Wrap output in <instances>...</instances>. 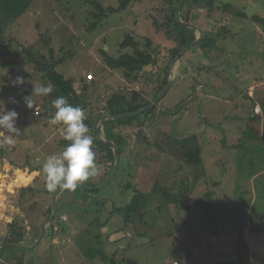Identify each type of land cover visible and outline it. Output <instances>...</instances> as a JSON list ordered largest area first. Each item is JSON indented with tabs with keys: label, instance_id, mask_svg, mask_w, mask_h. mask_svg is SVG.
<instances>
[{
	"label": "rangeland",
	"instance_id": "374dc122",
	"mask_svg": "<svg viewBox=\"0 0 264 264\" xmlns=\"http://www.w3.org/2000/svg\"><path fill=\"white\" fill-rule=\"evenodd\" d=\"M96 1L103 6L113 7H118L120 3V0ZM174 1L133 0L128 8L107 14L96 29L89 31L87 27L94 21V6L90 0H35L5 31V38L11 42V46L0 49V108L18 112L17 127L20 129L12 145H0V149L5 151L1 160H8L12 164L19 160L20 166L25 169L29 164L28 155L31 162L39 156L41 161L37 164L42 165L49 155L59 154L62 151L59 148L63 149L69 143L66 141L60 145L62 125L49 123L54 111L47 102L48 97H35L33 109H27L23 102V97L31 93L35 84L43 82L53 89L41 70L51 60V53L61 61L57 69L67 77L80 79L79 76L83 74H94L93 79L85 76L90 87L83 94L79 93L82 107L87 104L84 113H94L95 107L109 110V100L114 94L120 93L131 98L132 93L137 92L139 99L153 102L160 84L169 78V68L175 58L171 48L180 45L176 34L169 36L167 33L173 28L169 22V11ZM188 1L190 3L185 1L182 9L184 7L183 13H188L190 17L197 10L194 6L189 8L188 4H192V0ZM228 2L232 3L229 11L235 10L237 13L240 10L239 16L230 15L224 0L216 2L220 9L212 12V16H218L219 11L222 17L228 16L229 28L232 27L235 33L228 40L232 45L233 56L226 65L219 63L216 66L217 71L227 73L229 84L216 71L194 75L190 65L188 70L185 68L188 65L182 60L184 65H179L182 68H178L177 80L172 84L174 86L153 107L152 112L132 116L130 120L127 117L106 122L117 125V132L126 145L121 155L120 170L107 186L100 189V195L112 196L117 206L128 204L133 199L135 189L151 195L144 218L146 224L136 218L134 223L126 227L134 235L130 240L126 238L127 242L130 241V248L113 253L112 246L106 245L105 233L98 231V223L88 227V230L82 227L71 243H61L58 240L59 230L53 227V231L58 232L47 231L43 242L27 251L29 260L25 264H110L112 260L116 264H239V251L246 254L248 264H264V163L259 161L264 159V156L260 158L261 151H264V114L256 115L254 110L258 100L264 110V25L253 20V17L257 20L258 15L264 18V0ZM203 16L211 19L208 9ZM255 26L261 30L260 33L255 32ZM225 28L229 29L227 25ZM127 34L135 41L140 37L141 43L151 39L156 61L130 80L120 70L110 72L103 62V51L104 54L119 55L120 44ZM25 50L41 51L46 60L40 65L31 63L27 60ZM228 66L235 69L228 70ZM17 76L24 78L25 83L21 87L14 86ZM124 78L129 82L126 83ZM215 81L218 83L217 88L212 86ZM202 82L211 86L220 97L213 99L204 95ZM252 84L258 85L261 90L255 98H248L246 90ZM239 90L246 93L240 96ZM83 95L89 98H83ZM195 96H205L201 100L204 101L203 113H211V118L221 113L226 115L220 120L221 123L215 124L219 116L212 119L201 116L198 121L191 114V120L185 123L183 133H187L192 126L198 136V143L202 145V163L188 165L176 139L168 135L163 127H157V123L161 116L164 117L163 112L178 108L183 110L189 99ZM38 104L43 106L42 116L35 113ZM117 108L114 105L112 109ZM204 108L212 109V112ZM85 123L90 126L89 121ZM106 130L109 128L106 127ZM43 132L49 133L48 140L41 135ZM90 133L93 139L97 138ZM241 144L246 146L245 150L239 147ZM251 157H258V163L254 166H249ZM253 168L258 169L259 173L247 177ZM19 173L20 178L24 176L23 172ZM4 177L6 180L0 181V188L4 186V191H7L9 187L7 197L12 198L14 186L10 184L9 176L5 174ZM45 181L42 174L35 180V185L44 188ZM156 184L163 191L154 195L151 193ZM211 192L215 196L207 197ZM23 193L24 197L32 198V191L25 190ZM165 193L173 195V198L167 199ZM244 195L251 200L246 208L240 206ZM16 202L15 198H4V194L0 193V213L4 214ZM69 202L68 207L59 210L68 216L69 221L79 219L85 211L88 214L87 204H82L86 203L84 197L80 196L77 202ZM23 205L26 206L21 200L22 210ZM31 206L32 203L28 208L31 209ZM38 208L35 207L36 212ZM37 213L33 215L34 219H37ZM6 214L9 215V210H6ZM103 215L104 210L95 212L98 221ZM67 223H61V227ZM5 224L6 219L0 224V245L3 237L9 234ZM51 234L53 240H49ZM66 238L68 236H64ZM89 243L97 256L99 254L93 261L90 256H94V252L82 249Z\"/></svg>",
	"mask_w": 264,
	"mask_h": 264
},
{
	"label": "crops",
	"instance_id": "0c3cea01",
	"mask_svg": "<svg viewBox=\"0 0 264 264\" xmlns=\"http://www.w3.org/2000/svg\"><path fill=\"white\" fill-rule=\"evenodd\" d=\"M224 1H225L226 5H228V7H229L228 9L226 8V10L229 11V9L232 6L231 5L232 3H229V2L227 3V0H224ZM241 1H243V0H241ZM249 1H251V0H249ZM187 2L190 3V1H187ZM191 3L192 4H188V7L191 8L194 6L196 8L197 12L189 17L188 13H186L187 15L183 13L184 12V7H183L182 15L183 16L185 15L189 19V22L200 25L206 33V38L199 46H197L195 49H192L191 51H189L185 55V57L183 58V63L185 62L188 65V66L185 65V68L188 69V67L190 65L191 72H193L194 75H199V74L201 75L202 73H208L211 71H216L223 77V79L224 78L226 79V82H227L226 84H229V81H227V78H226L227 73L224 71L222 72L221 70L217 71V69H216L217 64L220 63V64L226 65L228 59H230L233 56L232 45L229 43L228 40H231L232 37L235 35V33L233 32L232 27H230L231 29L229 28V26H230L229 17L228 16L222 17L220 14L221 11L217 12V14H219L218 16L217 15L211 16V19L208 17H204L203 14L206 13V11H207V8L204 6L205 0H202L199 2L191 1ZM253 3L254 2H252V4ZM234 11L235 10L229 11L230 15L232 14V15H238L239 16L241 14L240 10H238L237 13H236V11L235 12ZM243 13H244V11H243ZM253 20L257 21L259 23H263V25H264V22H262V21H264V18L259 17V15H258V20H256L254 17H253ZM225 25L228 26L229 33L228 32L226 33L223 31V30H226V28L224 29ZM218 28H220V30ZM260 31L261 30L257 26H255V32L260 33ZM196 36H197V34L195 31V38H196ZM195 38H194V40H195ZM237 50H238V48H237ZM235 60H237V59H235ZM60 62H61L60 60L55 59L54 56L51 54V60L48 61V63L58 66ZM183 63H182V66L184 65ZM182 66L179 68L180 70H181ZM105 67L108 68V70L110 72L112 71V73L116 71V69H112V68L108 67L107 65H105ZM226 69L233 70L235 68L228 66V67H226ZM90 73H92V72H90ZM85 76H86L85 74L79 76L80 79L75 78V76H71V77L65 76V77L67 79L73 80L74 88L78 94L79 93L83 94L90 87L89 83H87L88 82L87 81L88 74L86 76L87 78ZM93 78H94V74H93V77L91 79H93ZM124 80L126 81V83L129 82L125 78H124ZM41 83H43V82H41ZM214 83L215 84L212 83V86L214 88H217L218 83L216 81ZM201 84H203V82ZM203 86H204V90H205L204 95L205 94L209 95L210 97H213V99L220 97L218 94H216L213 91L211 86L209 87L206 84L205 85L203 84ZM0 89H2V86L0 87ZM135 90H137V89H135ZM259 90H261V89L258 88V85L252 84L246 90V91H248V96H249L248 98H255L258 95ZM246 91L239 90L238 92H239V95L242 96L243 94L246 93ZM198 93H200V92L198 91ZM132 95H133V93H132ZM132 95H131V97H132ZM48 96L49 95H47L46 97H48ZM84 96L85 95H83V98H86V99L89 98V96H87V97H84ZM204 97L195 96V98L193 97V98L189 99L188 105L186 106L185 109L180 110L176 113L174 110V111H172L174 113L171 112V114L167 117L161 116V120H159V122L157 123V127H160V128L163 127L165 129V131L167 132V134L174 137L175 139H182L186 136L196 134L194 132L192 126H190L189 131L187 133H183V128H184L185 123H189V120H191V117H190L191 114L195 115V118L198 121H200L201 116L203 118H206V119L207 118L212 119V118L219 116L217 118V120L215 121V124L221 123L220 120L223 119V117H225L226 114L224 115L223 113H221L222 116L216 115V116L211 118V115H210L211 113L210 114L203 113L204 101H201V100H202V98L204 99ZM259 99L262 100L261 98H259ZM144 100H145V98H144ZM256 105H259L261 107V103L259 100L256 102ZM42 108H43V106L41 104H38L36 106V111L37 110L41 111L39 116L40 115L42 116V110H41ZM150 110H148V111H150ZM205 110H207L208 112H212V109L211 110L205 109ZM101 111H102V113H100ZM148 111H146V112H148ZM115 112H116V110H113L112 108H109V110L108 109L106 110L103 107L102 108L95 107L94 113H90L91 118H92L91 119L92 123H93V121H94V123H96V129H95V136L96 137H97V124H98L99 119L103 115H106V114H110V113L116 114ZM260 114H264V110L262 107H261L260 112H256V115H260ZM138 115H140V114H138ZM130 117H132V116H130ZM130 117L128 118L129 120H130ZM37 118H39V117L37 116ZM125 118H127V117H125ZM107 121H112V120L110 119ZM141 121H142V119H141ZM106 122L104 123V128H103L104 133L106 134V136L109 139L115 141L118 144V146L121 149L120 151H122L121 155H123L124 145H126V141L123 138H121L119 133L117 132L118 131L117 125L115 126L111 122L109 125L108 123L106 124ZM128 124L129 123H126V125H128ZM106 127L109 128V130H106ZM194 128H196V126ZM92 134L94 135V133H92ZM173 134H175V135H173ZM41 135L44 137L46 136L47 140L49 139V137H48L49 133L43 132V133H41ZM59 141H60V143H59L60 145L64 144L66 142L63 138H61ZM127 144H128V142H127ZM105 145H107V144L99 141L98 137L94 139L93 149L98 153L97 157L95 156V159H96V161H99L97 163L98 172H97L96 176L90 177L89 180L84 182L83 184H81V186H86V187H90V188L96 187V186L100 185L107 178L109 173L112 171L113 166H114V162L111 160L110 155L108 153V149ZM1 147H2V145H1ZM57 147H58V145H57ZM59 150H63V149L59 148ZM14 153L16 154V152H14ZM13 156H14V154H13ZM17 157H18V155H17ZM18 158H20V156ZM28 158H29V164H28V167H25L26 170L20 166L19 160L15 164H12L10 161H8V160L4 161V160H1L3 158H0V165L3 166L2 168H0V181L6 180L4 177V175L6 174L7 177L9 176V178H10L9 180H11V182H12L10 184H12L14 186V190L16 191V192L14 191L13 197L11 196L12 198H9V197H7V194L9 193L8 192L9 187H8L7 191H4V189H6V188L3 186L0 188V193L4 194V198H8V199H14L15 198V200L18 201V202H16V204H13L11 206L12 207L11 209H6V210H9L8 216L6 214V210L4 211L5 212L4 214L0 213V224L2 223L3 220L6 219L5 227H7V229H8V227H14L11 230L15 231L14 232L15 234L20 235L19 238L21 240L18 238L19 242H24V243L32 246L37 241V239L41 233L43 225L46 223V221L50 218V216L52 214L53 199H54L55 193L58 191L59 188L56 191H49L46 188V181L44 182V185H43L44 188H42V186H36L35 180L38 179L39 176H41L42 174H43V176H45V174L42 172V165L43 164L42 165L37 164L41 161V158L39 156H37L36 161H33V162H31V157L29 155H28ZM31 166H33V167L31 168ZM123 169H125V168H123ZM119 170H120V168H119ZM19 172H23V174H24V176H21V178H23V182L21 181ZM33 182H35V183H33ZM34 189H36V190H34ZM25 190L33 192L32 196H30L32 198L24 197L23 191H25ZM85 191L87 193L83 192V189H80L79 187H77L75 189V191L74 190H72V191L71 190H64L59 195V197L57 199L56 207H57V213H60V214H58L60 219L55 220L53 223H50L46 232L51 231L52 233H56L59 230L58 240H60L61 243H63V242L64 243L65 242L71 243L74 241L73 239L75 238V235L78 233V231L82 227H83V229L88 230L89 229L88 227H94V224L98 223V231L105 233L106 245L112 246L113 253H118V252L121 253L122 250H126L127 247L130 248V243H129L130 241L127 242L126 238H128L130 240L132 237H134V235L132 233H129V231L127 230L128 228L126 229V227H129L130 224L126 222L125 214H124V211L122 210V208L124 206L115 205V203L113 202L114 198L112 196L107 195L105 197H102L99 193L100 189H87ZM95 195H97L99 197H97ZM78 196L84 197V199H86V203L83 202L82 204H87L86 208L89 209V212L87 214L85 211V213L79 219H72L71 221H69L68 216L65 213L62 214L61 212H59V210L60 209L62 210L63 207H65V206L68 207L70 205V202H69L70 200L77 202L79 199ZM213 196H215V194ZM91 198H92V200H91ZM38 199L41 201H39ZM89 199L91 200L90 201L91 203L89 202ZM21 200H22V203L26 204V206L23 205L24 210H22L20 208ZM35 201L38 203L36 204ZM30 203H32V206L30 207L31 209L28 208L30 206ZM35 207L36 208L39 207L38 211H37L38 213L36 212ZM102 210H104L105 215H103V217H101L100 220L98 221V218L95 216V212H99ZM36 213H37V219H34L33 215H35ZM121 216L123 217V219H121ZM65 221L68 222L67 225L65 227H61V223L65 222ZM7 222H9V223H7ZM53 227L55 229L58 228V230L53 231V229H54ZM109 228H111L112 231H110ZM106 230H109V232L106 233ZM82 231L83 230H81V232ZM125 232H126V234H125ZM14 233H13V235H14ZM27 233H28V235H27ZM65 233H67V234L65 235ZM64 236L65 237L68 236V239L67 238L64 239ZM44 237H43V239H44ZM91 238H89L88 240L92 241ZM43 239L40 241V243L38 245H40L43 242ZM49 240H53L52 234H51V239H49ZM56 240H57V237H55L54 243L57 242ZM82 249H86L90 252L91 251L94 252V256H90L92 261L97 259V257H99V254L97 256L96 250L94 251V248H93L91 243L85 245ZM0 250H1L0 251L1 257L0 258L8 259L13 264H16V263L17 264H25V262L28 261L27 259H25V257L27 255H23V252H26L25 251L26 249H24L21 245H17L16 247L12 246V245H8V247H6V248H2V246H1ZM0 261H2V260L0 259Z\"/></svg>",
	"mask_w": 264,
	"mask_h": 264
},
{
	"label": "trees",
	"instance_id": "16d2710c",
	"mask_svg": "<svg viewBox=\"0 0 264 264\" xmlns=\"http://www.w3.org/2000/svg\"><path fill=\"white\" fill-rule=\"evenodd\" d=\"M34 0H0V49L1 47L8 48L11 46V42L7 41L5 38V31L9 29V27L12 25L13 22L17 21L31 6ZM133 0H120L118 7L113 6H103L96 0H90L92 5L94 6V10L92 12V16L94 18V21L91 22L90 26L87 27V30H94L98 27L100 21L109 13H116L121 10H124L128 8L130 3ZM179 0H175L174 4L171 5L170 11H169V22L173 24L172 30H168L167 33L169 36L171 34H176V40L180 43V45L174 47L171 49V53L173 57H175L182 49H184L187 45H189L195 38V31L193 29L186 28L182 26L178 20L176 19V9L178 5ZM188 0H186L187 2ZM192 1H201V0H192ZM218 0H205L204 6L208 9V14L212 16L214 11L216 9H220V6L216 4ZM185 5V3H184ZM226 5V4H225ZM226 8V7H225ZM229 7H227L228 9ZM213 12V13H212ZM184 19L186 21H189V19L184 15ZM257 18V17H256ZM258 20V19H257ZM264 22V21H262ZM224 32H228L229 30H223ZM140 37H138V40H133L134 38L131 37L129 34L125 36L122 43L120 44V52L119 55L113 56L104 54L103 51V62L105 65L112 69L120 70L121 73L126 77V79L130 80L132 79L135 74L140 72L144 67L149 66L151 64H155V57H154V48H152L153 41L151 39H145L144 43H141L139 40ZM27 59L31 63L35 64H42L46 60V56L41 51H33V50H25ZM51 52L53 50L51 49ZM52 54V53H51ZM56 65L48 63L44 68H41L43 70L44 76L46 77V80L49 81L53 89L51 93L48 96V104L50 105V108L53 109L55 112V109L52 107V101L57 98V96L63 95L65 96L69 103L73 106H79L82 109L87 107V104L85 103L84 107H82V97L77 93V91L74 88L73 80L67 79L62 73H60ZM167 83V80L165 83L160 84L159 90L156 94V98L159 95V92L163 89L165 84ZM82 101V102H80ZM85 102V101H84ZM151 102H148L147 100H141L139 99V94L133 93L131 98L126 97L124 94H114L111 99L109 100V108H113L114 105H117L119 108L116 109V114H122L128 111H135L142 107H145L149 105ZM153 109L146 112L145 114H148L152 112ZM173 110L163 112L164 117H167L171 114ZM180 111V109H175V113ZM86 112V111H85ZM174 113V112H172ZM85 116L87 117L86 122L89 121L90 123V132L94 133L95 136V129H96V123H92L91 115L89 113H85ZM90 118V119H89ZM243 140V139H242ZM241 141V140H240ZM176 144L180 146L181 155L188 165H197L199 163H202V145L198 143V136L197 135H190L186 136L182 139H176ZM108 149V153L110 155L111 160L114 162V152L113 150L105 145ZM238 146V145H236ZM241 149L245 150L246 146L241 144L239 146ZM263 148V147H262ZM121 150V149H120ZM263 150V149H261ZM122 152V151H121ZM264 151H261V153ZM260 153V158L264 156V153ZM5 154V151L3 149H0V158H3ZM260 162L264 163V159H260ZM249 166H254L256 163H258V157L254 159L251 157L248 160ZM264 170V169H263ZM241 171V170H240ZM258 172V169L253 168V170H250L249 173L246 175L247 177H253ZM217 184V183H215ZM239 189V188H238ZM162 190V187L159 185H154L152 193L151 194H160ZM244 194V193H243ZM214 193H208L207 197L213 196ZM150 196L146 195L145 193H142L135 189V193L133 196V199L125 205L122 210L125 214L126 222L129 224H132L135 222V219H140V222L142 224H146L145 221V215H146V207L148 206L150 202ZM165 197L167 199L173 198V195H168L165 193ZM171 197V198H170ZM210 200V198H208ZM177 202H180L178 200ZM251 202L250 199L246 198L244 195V200L240 206H245ZM243 208V207H242ZM20 236V235H18ZM20 239V238H19ZM21 240V239H20ZM96 248V247H95ZM238 263L239 264H248V259L245 253L242 251H239L238 254ZM103 259L107 261L106 256ZM110 264H116L114 260L111 261Z\"/></svg>",
	"mask_w": 264,
	"mask_h": 264
},
{
	"label": "clouds",
	"instance_id": "9594fccd",
	"mask_svg": "<svg viewBox=\"0 0 264 264\" xmlns=\"http://www.w3.org/2000/svg\"><path fill=\"white\" fill-rule=\"evenodd\" d=\"M24 83V78L17 76L14 86L21 87ZM51 91V86L42 83L33 85L31 93L23 97L26 108L33 109L36 104L35 97L47 96ZM52 107L55 112L49 123L62 125L60 135L69 143L59 154L49 155L43 162L42 172L46 177V188L49 191H56L58 188L75 190L90 177L97 175L94 139L89 126L85 123L87 117L81 107L73 106L63 95L52 101ZM18 116L14 109L5 111L0 108V145L14 143L15 136L20 132L17 127Z\"/></svg>",
	"mask_w": 264,
	"mask_h": 264
},
{
	"label": "water",
	"instance_id": "95a60500",
	"mask_svg": "<svg viewBox=\"0 0 264 264\" xmlns=\"http://www.w3.org/2000/svg\"><path fill=\"white\" fill-rule=\"evenodd\" d=\"M186 0H179L178 1V5H177V9H176V18L178 20V22L189 29H193L196 31V38L195 40H193L189 45H187L184 49H182L174 58L171 66H170V70H169V78L167 80L166 85L163 87V89L161 90V92L159 93V95L157 96V98L151 102L149 105L142 107L138 110L135 111H128L122 114H106L103 115L97 124V137L99 139V141L107 144L109 147H111V149L114 152V166L112 171L109 173V175L107 176V178L98 186L90 188V187H86V186H81L79 185L78 187L80 189H83V192H86L85 190L87 189H101L105 186H107L112 180L113 178L116 176L117 172L119 171L120 168V160H121V151H120V147L118 146V144L109 139L106 134L103 131L104 128V123L107 120H112V119H120V118H125V117H130V116H135L138 114H142L145 113L146 111L152 109L153 107L156 106V104L158 102H160V100H162V98L165 97V95L167 94V92L169 91V89L172 87V84L174 83V81L176 80L177 76H178V68L179 65L182 63L183 58L185 57V55L192 49L196 48L197 46H199L206 38V33L204 31V29L195 23L186 21L183 17H182V6L184 4ZM64 190L62 189H58V191L55 193L54 199H53V210H52V214L50 216V218L46 221V223L43 225L41 233L37 239V241L34 243V245L32 246H28L25 243L22 242H14V244L16 245H21L24 249L26 250H33L35 249V247L40 243V241L43 239L47 228L49 227L50 223H53L55 220H59L60 217L57 213V207H56V203H57V199L59 197V195L63 192ZM87 193V192H86ZM91 196V195H90Z\"/></svg>",
	"mask_w": 264,
	"mask_h": 264
},
{
	"label": "flooded vegetation",
	"instance_id": "af4514ba",
	"mask_svg": "<svg viewBox=\"0 0 264 264\" xmlns=\"http://www.w3.org/2000/svg\"><path fill=\"white\" fill-rule=\"evenodd\" d=\"M14 227H8V229H7V231L9 232V234H8V236H4L3 237V239H2V241H1V245H0V247L2 246V248H6V247H8V245H12V246H17L16 244H14V242H17V243H19V240H18V238L20 237V236H18L17 234H15L14 232L15 231H13V230H11V229H13ZM11 231V232H10ZM12 233V234H11ZM13 233H14V235H13ZM27 235H28V233H27ZM22 243H24V242H22ZM26 244V243H25ZM26 245H28V244H26ZM28 246H30V245H28ZM3 250V249H2ZM1 251V250H0ZM27 251L28 250H26V252H23V255H26L25 253H27ZM1 257V256H0ZM2 261H0V264H13V263H11V261H9L8 259H5V258H0ZM25 259H27V260H29L28 259V256H26L25 257ZM17 264V263H16Z\"/></svg>",
	"mask_w": 264,
	"mask_h": 264
},
{
	"label": "built area",
	"instance_id": "2783aa9c",
	"mask_svg": "<svg viewBox=\"0 0 264 264\" xmlns=\"http://www.w3.org/2000/svg\"><path fill=\"white\" fill-rule=\"evenodd\" d=\"M92 77H93V74L92 73L88 74V78L89 79H91ZM254 110H255V112H260L261 111V107L259 105H256ZM36 114L39 115L40 114V111L37 110L36 111Z\"/></svg>",
	"mask_w": 264,
	"mask_h": 264
}]
</instances>
